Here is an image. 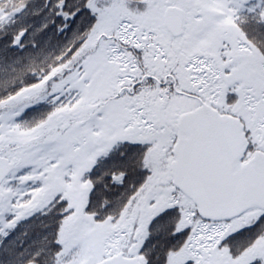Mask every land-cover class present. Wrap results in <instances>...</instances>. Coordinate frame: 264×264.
<instances>
[{"label": "snow or ice", "instance_id": "snow-or-ice-1", "mask_svg": "<svg viewBox=\"0 0 264 264\" xmlns=\"http://www.w3.org/2000/svg\"><path fill=\"white\" fill-rule=\"evenodd\" d=\"M0 264H264V0H0Z\"/></svg>", "mask_w": 264, "mask_h": 264}]
</instances>
